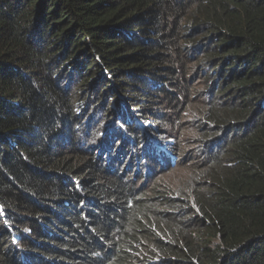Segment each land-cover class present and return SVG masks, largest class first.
<instances>
[{"label":"trees","instance_id":"obj_1","mask_svg":"<svg viewBox=\"0 0 264 264\" xmlns=\"http://www.w3.org/2000/svg\"><path fill=\"white\" fill-rule=\"evenodd\" d=\"M0 264H264V0H0Z\"/></svg>","mask_w":264,"mask_h":264},{"label":"bare ground","instance_id":"obj_2","mask_svg":"<svg viewBox=\"0 0 264 264\" xmlns=\"http://www.w3.org/2000/svg\"><path fill=\"white\" fill-rule=\"evenodd\" d=\"M131 224H133V223H131Z\"/></svg>","mask_w":264,"mask_h":264}]
</instances>
